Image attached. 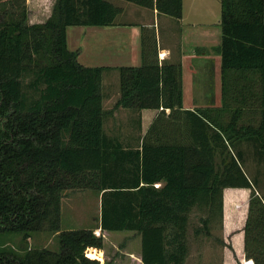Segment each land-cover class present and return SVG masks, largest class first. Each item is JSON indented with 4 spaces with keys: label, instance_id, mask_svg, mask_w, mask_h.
I'll return each mask as SVG.
<instances>
[{
    "label": "trees",
    "instance_id": "obj_1",
    "mask_svg": "<svg viewBox=\"0 0 264 264\" xmlns=\"http://www.w3.org/2000/svg\"><path fill=\"white\" fill-rule=\"evenodd\" d=\"M120 1L182 18V0ZM120 13L106 0H57L45 23L30 25L26 0H0V264H100L85 255L103 249L98 228L138 234L141 264H185L192 210L205 213L208 235L224 190H253L239 147L252 144L264 162V0H220L217 110L183 109L181 66L159 63L156 46L144 44L141 66L117 69L119 98L104 111L105 68L78 63L67 29L111 27ZM119 109L180 112L189 143L144 137L136 148L124 146L104 131L105 118ZM87 190L100 200L97 227L62 231L64 192ZM245 229L246 259L264 264L257 197ZM40 232L56 235L57 251L7 248L2 240L19 235L25 242Z\"/></svg>",
    "mask_w": 264,
    "mask_h": 264
},
{
    "label": "rangeland",
    "instance_id": "obj_2",
    "mask_svg": "<svg viewBox=\"0 0 264 264\" xmlns=\"http://www.w3.org/2000/svg\"><path fill=\"white\" fill-rule=\"evenodd\" d=\"M7 1V0H3ZM123 4V3H122ZM125 7V15L116 17L118 23H128L133 28L126 29L125 36L113 41V45L123 42L127 47L124 52L120 47L113 50L115 61L120 63L122 59H133L135 50L138 49V40L132 30H135L139 23V15L132 13L136 10L133 5H121ZM220 17V0H182V18L180 21L172 19L173 27L171 29H163V22L160 23L158 30L156 45L160 47H168L173 53V57L179 56V51L187 48V46H195L200 48L205 43L198 42L196 39H190V43L186 41L185 36L192 30L201 31V35L217 34L220 36V27L218 24ZM171 31L176 32V45L167 40V35ZM165 33V34H164ZM71 34V32H70ZM88 36H91L90 34ZM160 37V38H159ZM170 37V36H169ZM160 39V40H159ZM73 44L78 45V40L73 39ZM73 40H70L72 43ZM92 39L85 37L83 45L85 53L77 60L81 65L83 57L90 49ZM123 40V41H121ZM150 43L149 41H147ZM189 43V44H188ZM137 45V46H136ZM213 48L210 52L209 46ZM75 47V46H74ZM145 47L152 48L148 44ZM217 44H207V52L205 54L186 55L181 58L186 64L181 76L182 94L185 106L192 109H212L222 108L221 100V73L220 63L216 59ZM73 46H69L72 51ZM123 48V47H122ZM174 48V49H173ZM113 49V47H112ZM156 52H157V48ZM157 52V58L158 57ZM166 55V52L163 53ZM180 65V63H178ZM83 65V64H82ZM85 65V64H84ZM181 66V65H180ZM139 67V66H137ZM89 68V67H87ZM107 111H109L107 109ZM133 112V111H132ZM119 112L116 119L111 120L110 117L105 118L104 131L107 135H118L123 137L134 136L135 142L124 146L136 148L140 145L144 138L147 141H157L163 144H182L189 143L188 123L180 112L155 113L154 118H144L143 127H138L137 113ZM135 114V115H134ZM134 117L135 122H131ZM228 117H224L226 120ZM138 120V121H137ZM139 121V124H140ZM118 125V126H117ZM142 126V123H141ZM239 149L244 157V170L250 179L255 180L253 190L250 189H225L223 192V207L220 217H215L208 224L209 234L204 233L201 218H205V213L193 209L188 216V226L186 230L187 256L185 264H244L248 258L245 251L247 249V241L250 235L245 225L249 217V204L251 198L257 197L264 204V162L259 161L256 157L252 144L243 143ZM99 197L93 191H66L60 202V228L62 231L91 229L95 228L96 219L99 216ZM199 230L198 233L196 231ZM94 234L103 238V249L101 250L100 264H138L137 253L140 252V237L135 232L111 233L99 232L95 229ZM249 235V236H248ZM4 245L9 248H27V249H48L57 251V237L54 233L40 232L32 234L30 239L22 241L19 235H10L2 239ZM88 250L86 251V253ZM92 260V259H91ZM96 260V259H93Z\"/></svg>",
    "mask_w": 264,
    "mask_h": 264
},
{
    "label": "crops",
    "instance_id": "obj_3",
    "mask_svg": "<svg viewBox=\"0 0 264 264\" xmlns=\"http://www.w3.org/2000/svg\"><path fill=\"white\" fill-rule=\"evenodd\" d=\"M57 0H26V7L28 9V24L30 25H36V24H43L45 23L48 18L51 16L53 7L55 5ZM107 2L113 4L115 7H118L121 9V13L119 15H125V7H122L121 5H132L120 0H106ZM123 3V4H122ZM136 10H133L132 13L139 15V23H141L139 26L135 28V30H132L134 34L136 35V41L138 44V49L135 50L133 59H122L120 63L115 61V57L113 55V50L115 48H121L124 52L127 51V47L125 43L118 42L116 45H113L114 40L120 39V37L125 36V32H127L126 29L133 28L131 25H126L128 23H124L123 21H120L122 23H118L117 19L115 18L114 26L111 27H103V28H95V27H72L67 29V47L69 49V46L71 44L72 51L71 52H78L77 54V60L79 61L81 56L85 53V47L83 45V41L85 37H89L91 40L90 42V49H87V54L85 57H83V63H81V66L83 67H102L105 68L102 74V108L104 111L110 110L114 103L119 98V81H118V71L117 69L120 67H137L142 65V46L144 44H148L149 46L155 45L157 48L158 53H165V58L159 59V63L162 62H168L170 64L177 65L180 63L181 65V76L183 75V70L185 68V63L182 61L181 58H185L186 55H194V54H202L204 50L207 52L206 45L211 44L212 42L217 44V41L219 40V46L221 41V32L220 36L217 34H205L201 35V31L192 30L191 33L186 35V41L190 43V39H196L200 43H205L204 47L199 46V48H196L195 46H187V48L179 51V56H182L181 58L177 55V57H173V51H171L167 46L166 47H160L158 48V45H156V39L158 30L160 28V23L163 22V29H171L173 27L172 25V18H169L164 15H158L156 11L146 10L143 8H139L133 5ZM125 31V32H124ZM71 32V34H70ZM91 36H88V35ZM165 34V33H164ZM167 35V40L170 42V44L173 43V45H176V32L171 31ZM170 36V37H169ZM160 38V37H159ZM73 39L78 40V45L73 44L75 42ZM70 40H73L72 43ZM160 40V39H159ZM123 41V40H121ZM149 41L150 43H148ZM188 43V44H189ZM75 46V47H74ZM137 46V45H136ZM113 47V49H112ZM115 47V48H114ZM123 47V48H122ZM174 49V48H173ZM213 48L211 45L209 46L210 52ZM216 59L219 60V63L221 62L220 55H219V47L216 48ZM70 51V50H69ZM176 54V52L174 53ZM214 55V52L211 56ZM81 61V60H80ZM83 64V65H82ZM85 64V65H84ZM183 109L185 110H194L192 107L185 106L184 101H182ZM119 112H132L129 110L119 109L114 112L112 116H110L111 120L116 119L117 114ZM134 113V112H132ZM155 113H159V111L155 110H143L140 113H137L138 120L141 118L140 124L139 121L137 122L138 127H143L144 124V118H154ZM169 113V111L167 112ZM135 115V114H134ZM132 117V116H131ZM135 117V116H134ZM134 117H132L130 120L131 122H135ZM142 123V126H141ZM105 121H104V127H105ZM118 126V125H117ZM110 137L116 138L119 141H124L126 144L135 142L134 136H126L124 139L123 137H120L118 135H108ZM100 201V200H99ZM98 219V217H97ZM96 219V226L98 225ZM99 232L101 230L98 228ZM122 233V232H117ZM111 234V233H110ZM92 250L89 249L88 252ZM97 251V250H96ZM88 252L86 253L88 257ZM99 252V251H98ZM100 257L96 260H101V252H99ZM139 259V263L141 264L140 260V252L136 254ZM90 259V258H89Z\"/></svg>",
    "mask_w": 264,
    "mask_h": 264
},
{
    "label": "bare ground",
    "instance_id": "obj_4",
    "mask_svg": "<svg viewBox=\"0 0 264 264\" xmlns=\"http://www.w3.org/2000/svg\"><path fill=\"white\" fill-rule=\"evenodd\" d=\"M163 54V52H161ZM100 257V254L95 249H92L88 252V258L90 259H98Z\"/></svg>",
    "mask_w": 264,
    "mask_h": 264
},
{
    "label": "built area",
    "instance_id": "obj_5",
    "mask_svg": "<svg viewBox=\"0 0 264 264\" xmlns=\"http://www.w3.org/2000/svg\"><path fill=\"white\" fill-rule=\"evenodd\" d=\"M158 57H159V59L161 60V59L165 58V54L159 53V54H158ZM155 187H158V185H155ZM85 255H86V254H85ZM86 256H87V255H86ZM244 264H253V261H252V260H246V261H244Z\"/></svg>",
    "mask_w": 264,
    "mask_h": 264
}]
</instances>
